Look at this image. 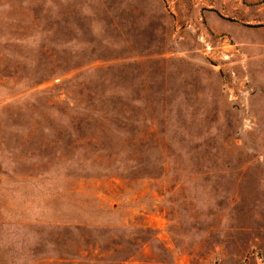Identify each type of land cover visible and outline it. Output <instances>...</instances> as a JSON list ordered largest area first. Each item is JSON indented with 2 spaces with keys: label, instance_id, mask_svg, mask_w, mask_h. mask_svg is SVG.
<instances>
[{
  "label": "rangeland",
  "instance_id": "rangeland-1",
  "mask_svg": "<svg viewBox=\"0 0 264 264\" xmlns=\"http://www.w3.org/2000/svg\"><path fill=\"white\" fill-rule=\"evenodd\" d=\"M0 264H264V0H0Z\"/></svg>",
  "mask_w": 264,
  "mask_h": 264
}]
</instances>
